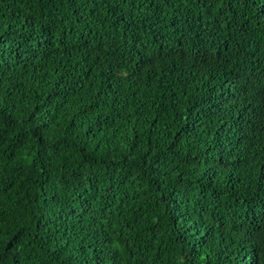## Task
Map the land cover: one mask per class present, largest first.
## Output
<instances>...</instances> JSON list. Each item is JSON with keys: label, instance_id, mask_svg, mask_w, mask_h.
<instances>
[{"label": "trees", "instance_id": "trees-1", "mask_svg": "<svg viewBox=\"0 0 264 264\" xmlns=\"http://www.w3.org/2000/svg\"><path fill=\"white\" fill-rule=\"evenodd\" d=\"M0 264H264V0H0Z\"/></svg>", "mask_w": 264, "mask_h": 264}]
</instances>
